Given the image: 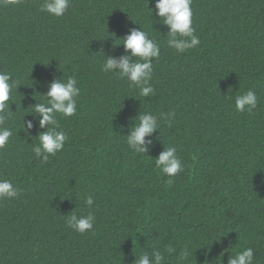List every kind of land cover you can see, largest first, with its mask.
<instances>
[{
  "label": "trees",
  "instance_id": "obj_1",
  "mask_svg": "<svg viewBox=\"0 0 264 264\" xmlns=\"http://www.w3.org/2000/svg\"><path fill=\"white\" fill-rule=\"evenodd\" d=\"M42 2L0 0V71L21 84L9 101L18 111L7 122L0 178L22 190L0 200V264H134L169 246L176 252L164 253L165 264H204L206 254L227 264L245 247L264 264V0H192L201 43L182 54L167 46L168 29L150 12L155 0H70L59 18ZM139 27L161 46L151 97L101 71ZM63 74L79 82L78 113L58 115L70 139L42 163L31 144L43 129L30 109ZM248 90L257 108L236 111L235 96ZM171 111L172 126L161 120L145 137L147 153L134 154L125 136L136 116ZM24 120L34 124L28 132ZM169 145L184 164L173 177L154 164ZM72 211H92L94 231L68 228Z\"/></svg>",
  "mask_w": 264,
  "mask_h": 264
},
{
  "label": "clouds",
  "instance_id": "obj_2",
  "mask_svg": "<svg viewBox=\"0 0 264 264\" xmlns=\"http://www.w3.org/2000/svg\"><path fill=\"white\" fill-rule=\"evenodd\" d=\"M192 0H155L154 8L150 7L153 16H158L162 24L168 29L166 44L177 53H185L188 50L197 48L201 41L195 34L193 27ZM70 0H43L41 11L54 17H63L68 11ZM136 23V22H135ZM137 24V23H136ZM122 42L115 45H123L125 54L119 58L108 56L101 64V71L112 73L121 80H127L129 87L139 89L141 97H151L155 95V89L151 84L153 78V60L158 59L161 52L160 44L149 36L141 27L131 28L129 33L120 38ZM63 76L54 79L48 84V91L43 94L44 101L36 100L37 103L31 105L30 114L38 122L39 131L32 137L38 138V143L31 144V150L35 157L42 163H47L50 156H55L64 149L66 142L70 139L68 134L61 129L58 115L62 117H72L78 113V102L81 95V88L75 77ZM20 82L13 78L7 71H0V150L4 149L13 135V130L7 126V122L13 119L14 113L11 104L14 89H19ZM258 96L253 90H248L235 96V108L238 112L252 113L258 105ZM16 104V103H15ZM17 105V104H16ZM174 111L160 113L159 116L152 112H140L130 127V134L126 135L128 148L134 154L143 155L147 153L148 145L152 141H146L145 137L150 136L154 131L160 129L161 120L167 122L168 127L172 126L175 118ZM25 117V116H24ZM24 119V118H23ZM32 121L25 122L24 128L32 129ZM30 135V134H29ZM176 146H164V150L155 158V168L160 173L169 177L176 176L184 170L182 158L178 156ZM171 182V181H169ZM22 190L17 188L12 180L0 178V200H11L18 198ZM85 203L89 208L94 203L92 195L85 198ZM65 223L68 228L79 234L94 231L96 217L92 211L87 215L77 214L72 211L65 216ZM173 254L176 249L166 247L164 252L154 249L151 253H142L136 256L134 264H165V254ZM256 249L245 247L241 251L231 254L227 264H254ZM190 250L185 247L180 252L181 259H188ZM223 256L224 254L221 253ZM204 264H210L205 257Z\"/></svg>",
  "mask_w": 264,
  "mask_h": 264
}]
</instances>
